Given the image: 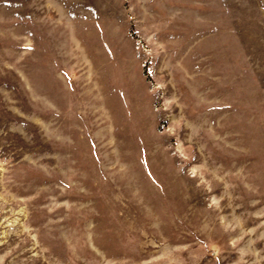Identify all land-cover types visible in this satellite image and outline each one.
<instances>
[{
	"label": "rangeland",
	"instance_id": "obj_1",
	"mask_svg": "<svg viewBox=\"0 0 264 264\" xmlns=\"http://www.w3.org/2000/svg\"><path fill=\"white\" fill-rule=\"evenodd\" d=\"M0 264H264V0H0Z\"/></svg>",
	"mask_w": 264,
	"mask_h": 264
}]
</instances>
